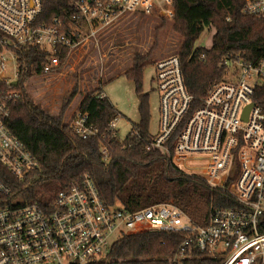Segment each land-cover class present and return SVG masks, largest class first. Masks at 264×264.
<instances>
[{
  "label": "built area",
  "instance_id": "obj_1",
  "mask_svg": "<svg viewBox=\"0 0 264 264\" xmlns=\"http://www.w3.org/2000/svg\"><path fill=\"white\" fill-rule=\"evenodd\" d=\"M59 1L73 8L70 23L59 17L41 22L43 0H0V165L21 182L39 169V162L8 126L11 103L20 95L17 49L40 48L48 54L38 75L43 78L59 72L128 15L176 20L174 0ZM245 2L244 14L264 20V0ZM66 49L62 61L59 51ZM153 66L160 122L148 150L164 151L184 173L225 189L232 205L216 208L209 224L197 227L170 204L134 212L121 203L108 205L85 175L51 203L14 209L5 201L11 190L0 177V264H103L121 238L145 232L184 234L169 264H264V108L257 102L264 88V59L225 56V76L201 106L187 90L179 55L160 58ZM89 120L77 109L69 124L77 136L91 139L99 130ZM129 135H135L132 128L120 139L118 118L110 123L99 142L104 163L111 162L113 142Z\"/></svg>",
  "mask_w": 264,
  "mask_h": 264
},
{
  "label": "trees",
  "instance_id": "obj_2",
  "mask_svg": "<svg viewBox=\"0 0 264 264\" xmlns=\"http://www.w3.org/2000/svg\"><path fill=\"white\" fill-rule=\"evenodd\" d=\"M246 0H174L176 21L173 31L182 39L181 58L185 85L195 99V106L209 89L222 81L226 70L221 66L225 56H240L248 61L264 59V20L243 13ZM41 22L55 17L70 23L73 8L67 2L43 0ZM154 46L168 26L157 17ZM214 31L209 48H195L206 31ZM0 37L3 34L0 32ZM152 49V50H153ZM69 50L59 51L62 61ZM19 63L18 98L11 103L9 128L37 158L39 169L19 181L0 165V177L10 188L5 198L14 209L32 203H51L67 188L89 175L96 183L102 199L108 205L121 203L129 211L155 204L171 203L180 209L197 227L209 224L213 211L231 206L225 189L211 187L200 176L188 175L173 165L171 156L162 150H148L152 138L149 95L144 93V71L151 53L136 54L124 75L134 83L139 98L140 121L132 125L135 135L124 142H113L111 162L106 164L100 151L101 136L118 112L104 94L102 86L89 92L79 104V110L89 115V123L99 130L98 136L83 139L64 120L71 103L79 94L76 85L61 112L51 114L35 101L27 89L28 81L41 75L48 54L40 48L17 49ZM205 56V61L201 60ZM257 102L264 108V88ZM173 152V145L171 146ZM184 234L167 235L145 232L124 236L112 247L103 264H169ZM205 264H221L209 261Z\"/></svg>",
  "mask_w": 264,
  "mask_h": 264
},
{
  "label": "rangeland",
  "instance_id": "obj_3",
  "mask_svg": "<svg viewBox=\"0 0 264 264\" xmlns=\"http://www.w3.org/2000/svg\"><path fill=\"white\" fill-rule=\"evenodd\" d=\"M175 21L167 20L168 26L153 49L154 31L159 20L156 17L128 15L100 33L98 41L89 43L70 57L59 72L48 77L31 78L27 89L37 103L51 114L58 115L79 84V94L64 117L70 123L83 98L102 86L104 94L119 113L118 130L120 139L123 140L130 133L132 125L140 121L139 98L135 85L124 73L130 68L136 54L151 53L150 63L160 58L179 55L182 39L173 31ZM213 35L214 31L206 30L196 42L195 48H209ZM153 63L144 71L143 90L149 95L150 130L156 134L160 122L161 97L153 82Z\"/></svg>",
  "mask_w": 264,
  "mask_h": 264
},
{
  "label": "water",
  "instance_id": "obj_4",
  "mask_svg": "<svg viewBox=\"0 0 264 264\" xmlns=\"http://www.w3.org/2000/svg\"><path fill=\"white\" fill-rule=\"evenodd\" d=\"M15 87H17L18 86V82H15L14 84H13ZM250 108V107H249ZM249 108H248V110H249Z\"/></svg>",
  "mask_w": 264,
  "mask_h": 264
}]
</instances>
